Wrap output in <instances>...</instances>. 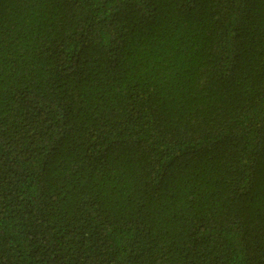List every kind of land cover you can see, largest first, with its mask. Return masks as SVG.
<instances>
[{"label": "trees", "instance_id": "1", "mask_svg": "<svg viewBox=\"0 0 264 264\" xmlns=\"http://www.w3.org/2000/svg\"><path fill=\"white\" fill-rule=\"evenodd\" d=\"M0 264H264V0H0Z\"/></svg>", "mask_w": 264, "mask_h": 264}]
</instances>
